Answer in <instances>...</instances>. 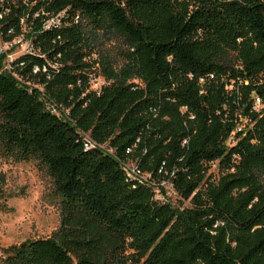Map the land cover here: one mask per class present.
<instances>
[{
	"label": "trees",
	"instance_id": "trees-1",
	"mask_svg": "<svg viewBox=\"0 0 264 264\" xmlns=\"http://www.w3.org/2000/svg\"><path fill=\"white\" fill-rule=\"evenodd\" d=\"M27 7L0 18L6 40L26 27L38 51L12 64L21 81L0 55V147L49 175L60 219L49 237L0 246V264H264V0ZM65 9L56 28L42 27L45 15L33 18ZM100 35L120 37L125 48L118 67L97 56L107 83L95 94L84 58ZM23 82L43 86L68 118ZM242 119L247 125L227 144ZM80 132L113 154L85 150ZM127 159L152 180L168 179L188 205L157 202L150 187L127 180L119 166ZM214 162L218 177L206 180Z\"/></svg>",
	"mask_w": 264,
	"mask_h": 264
},
{
	"label": "rangeland",
	"instance_id": "rangeland-1",
	"mask_svg": "<svg viewBox=\"0 0 264 264\" xmlns=\"http://www.w3.org/2000/svg\"><path fill=\"white\" fill-rule=\"evenodd\" d=\"M37 1L13 0V5L19 8L28 5L30 11ZM99 40L93 47V53L98 57H108L113 67H118L122 61L119 54L125 48L122 39L116 35H100ZM15 51H20V47ZM229 56L232 59L233 55ZM218 174L219 169L214 162L207 168L206 180H216ZM0 181V246L17 244L26 239L46 238L58 228L59 199L51 178L35 161L16 162L0 147ZM165 191L170 204L179 207L188 205L187 201H181L176 195Z\"/></svg>",
	"mask_w": 264,
	"mask_h": 264
},
{
	"label": "built area",
	"instance_id": "built-area-1",
	"mask_svg": "<svg viewBox=\"0 0 264 264\" xmlns=\"http://www.w3.org/2000/svg\"><path fill=\"white\" fill-rule=\"evenodd\" d=\"M15 6L13 5V0H0V9L4 10L3 12L0 13V18L2 17L3 14H6L10 11V7ZM40 14L45 15V19L42 20V27L44 29H50V28H56L60 26L61 20H65L66 17V9L59 12L56 15H48L45 14L43 11L42 12H37L34 15L36 17ZM35 17V18H36ZM74 22L77 23L79 21V16L76 15L74 16ZM23 21V20H22ZM27 28L25 27L22 31L21 34L14 36L13 38L5 39V36L3 35L2 32H0V55L4 57V63H3V70L8 71L9 73L12 74V76L21 81V78L13 71V66L12 64L21 56L23 55H38V51L35 49L33 45V41L29 38L26 37L27 33ZM13 34L12 30L7 31V36ZM24 43L26 44V47H23ZM20 47V51H15L17 47ZM13 51H15L13 53ZM85 62H88L90 64V67L88 68V71L86 72V77H87V84H88V90L92 91L95 94H98L100 89L106 85V81L100 76L98 73V61H97V55L95 53H92L88 55L87 57L84 58ZM20 66H23V63L19 64ZM45 69H43V72ZM40 72V69L38 66H34L31 69L32 75H35ZM212 76L210 75L209 78ZM202 82V79L199 80V83ZM26 85L38 90L40 94V99L43 102L45 108L52 114L56 115L57 117L61 118H68V110L63 109L60 107L55 101H53L44 91L43 86L37 85L31 82H23ZM137 83V82H135ZM82 84L81 79H77L75 85L79 87ZM261 108V105L259 103V100L256 96L253 97V106L252 110L255 112L259 111ZM185 107H181L179 109L180 113L185 112ZM189 119L192 118V116L188 117ZM241 124L234 129L230 136L227 139V144L233 145L235 143L234 141V133L238 132L240 129H242L245 125H247V120L242 119L240 120ZM80 135L83 138V147L85 150H90V149H100L104 153H107L109 155L113 154V151L108 148L106 144H97L96 142L93 141V139L90 137L89 134L87 133H82L80 132ZM186 141L184 140L182 144H185ZM129 149H126L125 153H129ZM119 166L124 173V176L127 180L130 181H135L139 184H144L148 187L151 188L153 194H154V200L160 203H169L167 200L168 194L166 193L165 190H167L169 193L176 195L172 184L169 182L168 179H160V180H152L147 174H144L139 171L136 163L134 161H131L129 159L119 161ZM177 196V195H176Z\"/></svg>",
	"mask_w": 264,
	"mask_h": 264
}]
</instances>
